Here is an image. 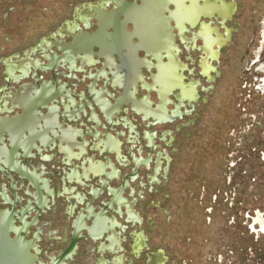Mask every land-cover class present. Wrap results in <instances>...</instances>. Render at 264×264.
<instances>
[{"label": "flooded vegetation", "instance_id": "flooded-vegetation-1", "mask_svg": "<svg viewBox=\"0 0 264 264\" xmlns=\"http://www.w3.org/2000/svg\"><path fill=\"white\" fill-rule=\"evenodd\" d=\"M241 5L242 0H0V110L5 111L4 117H20V109L36 95L41 98L39 105H44L48 90L55 92L52 100L80 94L92 84L88 78H103L97 80L99 88L111 81L108 90L115 83L130 85L133 94L131 106L123 109L127 114L117 117L109 135L122 149L121 163L130 168L136 162V169L125 173L133 182L111 183L116 213L97 217L100 241L88 248L79 245L70 264H168L165 249L152 243V235L159 231L160 212L171 221L164 206L173 199V190L187 189L188 197L200 204L218 199L219 190H209L204 160L213 151L222 152L224 121L221 106L212 104L210 97L218 91L226 49L236 32L228 23L240 26L233 16ZM146 13L155 36L144 37L141 32ZM135 27L139 35L136 31L138 36L122 40L121 65L117 55L105 53L115 44L110 35L114 28L133 33ZM82 39L89 42L82 46ZM103 55L109 59L105 64L99 59ZM256 59L254 54L252 66ZM250 82L244 80L239 88L243 84L246 89ZM58 112L55 104L52 114L58 117ZM5 151L11 148L4 137L0 153ZM36 165L51 171L48 164ZM4 183L8 195L6 189L0 194V210H12V193L8 181ZM73 220L68 223L62 216L60 222L53 220L48 229H41L35 241L40 260L48 263L53 252L66 248ZM29 232L31 240L36 230Z\"/></svg>", "mask_w": 264, "mask_h": 264}, {"label": "water", "instance_id": "water-1", "mask_svg": "<svg viewBox=\"0 0 264 264\" xmlns=\"http://www.w3.org/2000/svg\"><path fill=\"white\" fill-rule=\"evenodd\" d=\"M142 18L143 36H155L145 20L148 13ZM233 19L240 26L228 23L236 32L226 49L218 91L210 97L223 114V150L209 153L204 160L209 190H219L218 199L200 204L188 197L187 189L174 187L173 199L164 206L171 221L160 212L159 231L152 235V243L165 249L168 264H264V0H242ZM136 31L139 35L136 27L133 33L114 28L110 37L115 44L105 53L117 55L122 65V40L138 36ZM95 39L96 35L91 40ZM85 41L89 42L82 39V46ZM254 54L258 63L252 66ZM99 59L103 64L109 60L105 55ZM246 79L250 84L239 88ZM97 80L88 78L92 84L71 97L52 100L55 92L48 90L42 106L36 95L14 119L4 117L5 111L0 110V142L5 137L11 148L0 153V194L5 189L7 194V180L13 199L12 210H0V264H70L79 245L88 248L100 241L97 217L116 213L111 183L133 182L125 173L133 172L136 162L130 168L121 163L122 149L109 137L114 121L122 112L127 114L123 109L132 104L131 87L115 83L108 90L111 81L99 88L104 79ZM55 104L58 117L52 114ZM32 152L35 156L31 157ZM48 155L51 158H44ZM37 162L48 164L51 171L35 166ZM97 185L101 186L98 190ZM62 216L68 223L74 218L64 242L67 246L53 252L46 263L39 259L35 241L42 235L41 229H48L53 220L60 222ZM31 228L36 232L28 240Z\"/></svg>", "mask_w": 264, "mask_h": 264}]
</instances>
